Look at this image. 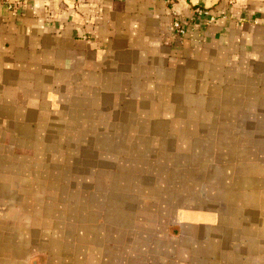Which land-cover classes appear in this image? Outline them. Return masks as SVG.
Instances as JSON below:
<instances>
[{"label":"crops","instance_id":"crops-1","mask_svg":"<svg viewBox=\"0 0 264 264\" xmlns=\"http://www.w3.org/2000/svg\"><path fill=\"white\" fill-rule=\"evenodd\" d=\"M0 264H264V0H0Z\"/></svg>","mask_w":264,"mask_h":264},{"label":"built area","instance_id":"built-area-1","mask_svg":"<svg viewBox=\"0 0 264 264\" xmlns=\"http://www.w3.org/2000/svg\"><path fill=\"white\" fill-rule=\"evenodd\" d=\"M195 13L197 14V16H204L206 15V11H204L203 9H196ZM172 31L174 34H176L177 36H186V35H191V32L188 29V23L184 20H182V18L179 16L178 13L176 12H172Z\"/></svg>","mask_w":264,"mask_h":264}]
</instances>
